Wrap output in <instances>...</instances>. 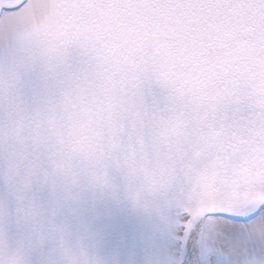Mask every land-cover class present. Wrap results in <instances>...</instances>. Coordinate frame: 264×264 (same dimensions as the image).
<instances>
[{"label": "rangeland", "instance_id": "rangeland-1", "mask_svg": "<svg viewBox=\"0 0 264 264\" xmlns=\"http://www.w3.org/2000/svg\"><path fill=\"white\" fill-rule=\"evenodd\" d=\"M159 17L138 0H0V264H178L183 215L251 210L264 126L241 140L215 119V76ZM250 103L264 111V90ZM217 233L207 221L202 252ZM247 243L240 264H262L264 237Z\"/></svg>", "mask_w": 264, "mask_h": 264}, {"label": "snow or ice", "instance_id": "snow-or-ice-1", "mask_svg": "<svg viewBox=\"0 0 264 264\" xmlns=\"http://www.w3.org/2000/svg\"><path fill=\"white\" fill-rule=\"evenodd\" d=\"M141 6L158 9L160 22L192 42L190 49L198 78L215 76V119L237 133L241 140L259 123L264 111L250 103V90H264V0H138ZM251 210L206 211L195 222L183 215L172 247L179 264H185L189 248L200 256L196 264H240L249 252L247 237H264V186L254 187ZM243 212V214H241ZM215 222L218 233L211 249L203 250L201 229ZM260 247L264 248V243ZM255 264V261L249 262ZM264 264V262H262Z\"/></svg>", "mask_w": 264, "mask_h": 264}, {"label": "bare ground", "instance_id": "bare-ground-1", "mask_svg": "<svg viewBox=\"0 0 264 264\" xmlns=\"http://www.w3.org/2000/svg\"><path fill=\"white\" fill-rule=\"evenodd\" d=\"M229 210L230 211H232V210H239V208H238V206H229ZM195 256H196V249L195 248H189L188 254L185 257V264H196L195 263L196 262L195 261Z\"/></svg>", "mask_w": 264, "mask_h": 264}, {"label": "water", "instance_id": "water-1", "mask_svg": "<svg viewBox=\"0 0 264 264\" xmlns=\"http://www.w3.org/2000/svg\"><path fill=\"white\" fill-rule=\"evenodd\" d=\"M257 203H259V201L254 202L253 205H251V206H256ZM212 210H215V209H206V208L205 209H201L200 212H199V214H202L203 215L204 212H206V211H212Z\"/></svg>", "mask_w": 264, "mask_h": 264}]
</instances>
